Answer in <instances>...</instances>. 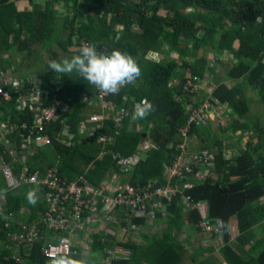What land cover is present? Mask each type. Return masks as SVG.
<instances>
[{
    "label": "trees",
    "instance_id": "trees-1",
    "mask_svg": "<svg viewBox=\"0 0 264 264\" xmlns=\"http://www.w3.org/2000/svg\"><path fill=\"white\" fill-rule=\"evenodd\" d=\"M15 1L0 0V72L4 75V86L11 78L20 87L12 94L10 103L0 100V122L13 127L23 122L32 124L39 108L29 102L32 83L43 98L47 95L48 100L60 103L59 118L46 127L51 145L34 147L26 157L31 173L56 168L58 177L66 182L82 178L94 186L181 185L178 179L168 180L167 174L176 162L184 164L178 146L185 141L180 131L186 129L188 108L196 109L210 99L211 103L224 107L219 119L226 112L233 120L229 127L217 130L211 124L215 122L208 120L188 128L189 146L196 144L199 148L192 151H207L212 160L203 166L189 165L192 173L185 182L193 184V188L183 194L191 199L189 203L182 204L181 196H177L170 204L164 201L160 210L147 207L156 235L149 237L148 231H142L138 235L141 244L133 243L132 236L125 241L98 240L91 245L90 257L97 252L103 258L113 249L115 241L127 260L111 264H185L187 258L191 264H264V124L251 116L246 95L247 89L253 90L264 109V0H29L31 8L27 11H18ZM56 28L60 29L61 37H56ZM83 41L101 52L110 53L114 49L127 52L135 58L142 73L135 84L125 86L119 94L108 95L106 102L113 105L114 111L104 110L108 115L98 124L87 121L88 116L102 111L96 107L97 89L75 73L65 76L48 66L50 60L78 54ZM208 50L214 57L211 62L207 59ZM44 53L47 59L41 60ZM150 54H157L159 61L149 60ZM172 54L177 56L175 60L171 59ZM223 54L233 60L223 62ZM34 57L35 75L28 76L21 67ZM41 62L44 68L37 66ZM188 80L209 82L210 94H204L195 103L197 94L183 92ZM3 83L0 81V89ZM144 99L154 110L145 119L132 120L134 104ZM16 107L20 109L16 111ZM117 111L124 112L120 129L114 121L120 117H116ZM81 127H87V131L81 133ZM102 135L115 136L114 143L98 142ZM146 139L154 142V146L143 160L123 173L114 156L133 157ZM8 146L15 147L0 143V156L4 153L0 159V191L4 197V201L0 200V212L5 215L12 212L16 218L8 228L2 226L0 243L4 245L8 234L20 235L16 220L27 228L35 222L41 229V241L30 246L15 245L22 258L23 251L28 255L22 262L12 260L14 249L0 251V264H49L41 254L43 244L54 245L61 239H69L68 232L48 230L37 223L49 208L44 200L40 201L33 186L20 184L21 167L8 155ZM2 163L10 165L17 183L15 188L7 186ZM199 169L205 171L203 181H195ZM112 176L117 180L112 181ZM30 190L36 193L35 205L27 202ZM69 208L66 206L56 214H64ZM205 213L212 224L218 221L223 224L222 234L211 237L222 239L221 262L205 256L201 250L199 253L203 255H189L184 248L186 243L177 239L182 232L186 236L205 235L197 227ZM233 222L237 236L231 239ZM131 223L144 226L143 220L132 219ZM71 257L79 260L77 255Z\"/></svg>",
    "mask_w": 264,
    "mask_h": 264
},
{
    "label": "built area",
    "instance_id": "built-area-1",
    "mask_svg": "<svg viewBox=\"0 0 264 264\" xmlns=\"http://www.w3.org/2000/svg\"><path fill=\"white\" fill-rule=\"evenodd\" d=\"M88 44L87 42H81L82 45ZM80 50V49H79ZM78 50V51H79ZM149 60L158 62L159 56L157 54H150L147 57ZM8 74V73H7ZM4 75L0 72V81L3 83ZM8 84L3 86L7 88L4 91V87L0 89V97L3 102L10 103L12 94L17 93L20 84L9 78ZM172 82H176L175 80ZM32 89L30 95H34L29 99L30 105L38 104L37 115L31 125L23 122L19 126L13 127L8 122H0V143H11L15 147H7L8 155L13 161H18L20 164V184L31 185L38 193L40 199L44 200L49 210L46 212V216L40 219L37 223L44 226L48 230L62 229L68 232L69 239H61L58 243L43 244L41 249L42 256L49 263L50 258L60 254L79 256L80 260L87 261L90 257L91 245L95 241L106 242L109 239H118L119 241H125L131 237L133 243L139 244L138 235L144 231L145 226L152 221L151 216H148V209L160 210L164 206L163 202H169L177 196H181L182 203L186 204L191 201L187 196H184L185 191H190L193 188V184L185 182V179L191 175L192 169L189 165L203 166L208 161L212 160V155L207 151L193 152L192 147L189 146L190 139H186L187 130L191 125L204 124L207 120L210 122L220 117L223 113L224 107L217 103H211L210 99L204 101L196 109L190 110L185 122V130L180 131L181 136L185 140L181 146H178L181 150V155L184 160H190V164L182 165L175 163L168 171V180L178 179L181 185L177 183L168 184L163 188H152L150 184L135 188L128 186H121L119 184L104 183L100 186H94L85 182L82 178L73 182H66L58 177L57 170L52 168L45 173L39 171L30 172L27 168V155H30L31 150L34 147L50 146L51 139L46 135V127L48 124H53L59 118L60 103L53 100H48L47 95L44 98L37 89L35 83H32ZM11 86V87H9ZM171 86V83L168 87ZM203 86V87H202ZM205 85L201 83H193L188 80L183 85V92L188 95L199 94ZM10 91V93H9ZM57 93V92H55ZM108 95L97 90L98 100L96 107H101V112L111 106L112 109L107 110L108 113L114 111L113 105L106 102ZM48 100L49 103H45ZM43 101V104H42ZM22 104V102H20ZM136 104V103H135ZM134 104V105H135ZM20 108L16 107V111ZM99 115H90L87 117V121L90 124H98L106 119L108 113H103L101 117ZM115 119L116 128L120 129L121 115L123 111H117ZM103 119V120H102ZM80 132L87 131V127H81ZM65 134V133H64ZM71 138V136H68ZM115 141V136H100L98 142L104 145H112ZM188 145V146H187ZM152 148L151 141L146 139L141 146L138 147L133 157L129 159H122L118 154L114 156V159L118 161L119 166L123 173H126L130 168L134 167L139 160H143L147 153ZM4 153L1 154L0 159H3ZM200 170V169H199ZM203 170H200L196 176V180L203 181ZM2 174L5 182L9 188H15L17 183L14 182L13 174L9 164L2 163ZM187 174V175H185ZM112 181H116L117 177L112 176ZM19 184V182H18ZM70 207L66 213L56 214L62 212L65 207ZM193 206H191L192 208ZM88 211V213H87ZM3 212H0V214ZM2 215V214H1ZM5 215V214H4ZM7 221L0 223V229L2 226L8 228L11 223L15 222L16 214L9 212L6 214ZM134 220H143L144 226H134L131 223ZM98 224V227H95ZM124 224V225H123ZM126 224V225H125ZM15 226L20 231V235L8 234L6 238L8 241H14L16 244L26 243L32 245L41 241L39 237L38 229L35 222L31 223V227L27 228L22 223L16 220ZM197 227L202 230V233L209 238L213 236H219L222 234L223 224L218 221L216 224H212L207 220L206 214L202 220L198 223ZM105 238V239H104ZM73 240V242L70 241ZM73 249L75 252H73ZM106 256V259H102L100 264H110L113 260H126L123 258V250L113 242V249ZM86 264V263H85Z\"/></svg>",
    "mask_w": 264,
    "mask_h": 264
},
{
    "label": "clouds",
    "instance_id": "clouds-1",
    "mask_svg": "<svg viewBox=\"0 0 264 264\" xmlns=\"http://www.w3.org/2000/svg\"><path fill=\"white\" fill-rule=\"evenodd\" d=\"M48 66L53 72L65 76L75 73L78 78H82L89 86L95 87L104 95L119 94L125 86L135 84L142 74L135 58L127 52L117 49L110 53L101 52L93 44L82 45L79 53L74 56L64 57L59 61L50 60ZM153 110L154 106L144 99L134 105L131 118L145 119ZM26 199L29 204L35 205L37 203L35 191H28ZM147 231L148 227L145 226L143 233ZM138 241L140 242V238ZM123 258L127 260L126 257ZM102 259H106V256ZM49 264H85V261L57 254L50 258Z\"/></svg>",
    "mask_w": 264,
    "mask_h": 264
},
{
    "label": "rangeland",
    "instance_id": "rangeland-1",
    "mask_svg": "<svg viewBox=\"0 0 264 264\" xmlns=\"http://www.w3.org/2000/svg\"><path fill=\"white\" fill-rule=\"evenodd\" d=\"M55 35H57L56 37H61L62 36V33L60 32V29L59 28H56L55 29ZM206 54H207V58H209V60L210 61H213L214 60V57H213V54H212V52H210V50H208L207 52H206ZM177 58V56H175V55H173L172 54V56H171V59H176ZM47 59V54L46 53H44V55L42 56V58H41V60H46ZM233 59H231L228 55H225V54H223L222 55V61L223 62H229V61H232ZM35 61H36V59H35V57L32 59V60H30V61H28V62H25L23 65H22V67H21V71H26L27 72V75L29 76V75H35V73L34 72H32V69H33V65L35 64ZM44 62H41V63H38L37 64V66L39 67V68H44V64H43ZM37 68V67H36ZM219 72V71H218ZM31 81L32 82H36L35 81V79L34 78H31ZM208 81H210V80H208ZM203 87V86H202ZM205 89H209V87L207 86V84H205V87H204V89H202V91L196 96V98L194 99V102L195 103H197L198 101H199V99H201V98H204V94L206 93V90ZM246 95H247V98L249 99V102H250V109H251V116H253V118L255 119H260V121H261V124L263 125L264 124V117H263V114H264V109H263V107H262V105H261V103H260V100H259V98H258V96H257V94L253 91V90H251V89H247V91H246ZM31 97H33L34 95H30ZM99 108H101V107H99ZM109 109H112L111 108V106L110 107H108L107 109H105L106 111L107 110H109ZM108 112V111H107ZM101 117L103 116V112H101V115H100ZM220 118V117H219ZM219 118H217L216 120H214V121H210V122H215V123H211V124H213L214 126H215V130H217L218 129V127H229L230 126V124H232V119L230 118V113H226V112H224V114H223V118L222 119H219ZM103 120V119H102ZM228 132H230V131H228ZM229 135H231V133H229ZM217 137L218 138H222V140L224 141L225 139V137H222V136H218L217 135ZM230 143H233V140L232 139H230ZM188 146V145H187ZM190 147H192V148H196V149H199L198 147H196V144H195V146H190ZM186 164H190V160H188V159H186V160H184V164H182L181 163V166H180V168L182 167V165H186ZM204 174H205V172H204ZM2 199V198H1ZM169 204V203H168ZM183 204V203H182ZM206 214V213H205ZM152 223H149L148 224V234L150 235V236H153V235H156L158 232H155V231H153V226L151 225ZM95 227H98V224H95ZM232 230V229H231ZM234 235H235V231H234V234L232 233V236L234 237ZM204 238H208V236L207 235H202ZM260 237V233L259 232H257L256 233V238H259ZM140 244H141V241L139 242ZM184 248L186 249V250H189L190 248L189 247H186V246H184ZM101 259H102V256H101V254H99V253H97V252H94L93 254H92V256L87 260V262L88 263H91V264H99L100 263V261H101ZM185 264H191L190 263V261L188 260V258H187V260H186V263Z\"/></svg>",
    "mask_w": 264,
    "mask_h": 264
},
{
    "label": "crops",
    "instance_id": "crops-1",
    "mask_svg": "<svg viewBox=\"0 0 264 264\" xmlns=\"http://www.w3.org/2000/svg\"><path fill=\"white\" fill-rule=\"evenodd\" d=\"M15 4H16V8L18 11H27L28 9L31 8L29 0H16ZM207 59H208V61H210L209 58H207ZM201 84H203V85L207 84V86H208L209 82L201 83ZM205 90H206L205 94H210V89H205ZM28 98L30 99L31 97L29 96ZM0 200L4 201V197H3V195H1V191H0ZM40 201H42V199H40ZM1 214H0L1 215L0 223H4L5 221H7V216L4 215V213H1ZM162 229H163V227L161 226V230ZM231 229L232 230H230L229 235H230V238L232 239V238H235L237 236V231H236L234 222L231 223ZM234 231H235V235L233 237L232 233L234 234ZM148 236L153 237L150 235H148ZM180 237H178L177 239H179L178 241L181 242L182 244L186 243V244H184V246H189V245L192 246L188 250L189 255H191L192 253H199V251L201 250L203 252V254L205 252V254H204L205 256H211L212 258H215L218 262H221L220 256H219L220 248L222 246V243H221L222 239L221 238H209V237L204 238L203 236L199 235L198 233H193L190 236H186V234L184 235V232L181 233ZM187 240H190L191 243H187L186 242ZM4 242H5L4 245H1L2 243H0V251H2V252L3 251L11 252L10 250L14 249L15 245H16V247H20V244H16L14 241H8L7 238H4ZM187 244H189V245H187ZM210 250H212V252L209 254L208 252ZM23 252H24V257L22 258L20 256L21 252L17 253V250L14 249V252L12 253L13 254L12 260L14 262H22V259H24V258L27 259L28 255L26 254L25 251H23ZM199 254H201V253H199ZM203 254H201V255H203ZM85 263L91 264V263H88L87 261Z\"/></svg>",
    "mask_w": 264,
    "mask_h": 264
},
{
    "label": "water",
    "instance_id": "water-1",
    "mask_svg": "<svg viewBox=\"0 0 264 264\" xmlns=\"http://www.w3.org/2000/svg\"><path fill=\"white\" fill-rule=\"evenodd\" d=\"M10 93V91H9ZM142 138L145 139V135H142ZM151 145L154 146V142L151 141Z\"/></svg>",
    "mask_w": 264,
    "mask_h": 264
}]
</instances>
